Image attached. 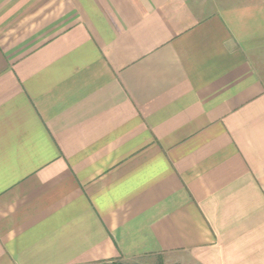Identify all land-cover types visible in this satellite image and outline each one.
<instances>
[{
  "label": "crops",
  "instance_id": "crops-1",
  "mask_svg": "<svg viewBox=\"0 0 264 264\" xmlns=\"http://www.w3.org/2000/svg\"><path fill=\"white\" fill-rule=\"evenodd\" d=\"M0 264H264V0H0Z\"/></svg>",
  "mask_w": 264,
  "mask_h": 264
}]
</instances>
